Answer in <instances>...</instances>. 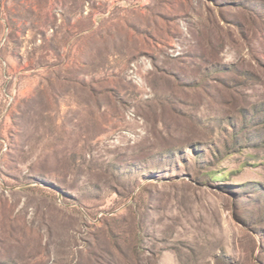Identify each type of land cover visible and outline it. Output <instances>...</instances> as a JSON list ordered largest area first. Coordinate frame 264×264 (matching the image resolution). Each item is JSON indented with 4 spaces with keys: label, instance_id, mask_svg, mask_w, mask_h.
I'll list each match as a JSON object with an SVG mask.
<instances>
[{
    "label": "rangeland",
    "instance_id": "1",
    "mask_svg": "<svg viewBox=\"0 0 264 264\" xmlns=\"http://www.w3.org/2000/svg\"><path fill=\"white\" fill-rule=\"evenodd\" d=\"M264 0H0V264H264Z\"/></svg>",
    "mask_w": 264,
    "mask_h": 264
},
{
    "label": "trees",
    "instance_id": "2",
    "mask_svg": "<svg viewBox=\"0 0 264 264\" xmlns=\"http://www.w3.org/2000/svg\"><path fill=\"white\" fill-rule=\"evenodd\" d=\"M262 233H264V232H262Z\"/></svg>",
    "mask_w": 264,
    "mask_h": 264
}]
</instances>
